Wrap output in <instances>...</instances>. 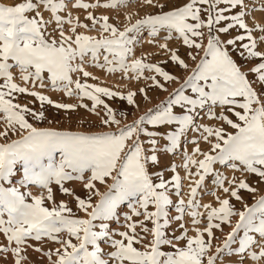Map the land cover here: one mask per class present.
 <instances>
[{"label":"snow or ice","instance_id":"obj_1","mask_svg":"<svg viewBox=\"0 0 264 264\" xmlns=\"http://www.w3.org/2000/svg\"><path fill=\"white\" fill-rule=\"evenodd\" d=\"M137 2L157 11L134 22L129 15L122 29L103 12L130 7V0L0 3V140L4 141L0 143V236L5 240L0 254L14 257L12 264H25L29 249L41 253L48 264H224L223 254L236 257L228 264H264V195L251 205L240 195L241 190L252 195L258 191L247 176L264 181V16L258 24L248 23L249 13L257 10L252 0ZM69 8L83 11L84 20ZM97 11L102 14L97 16ZM260 11L264 13V7ZM145 32L147 43L158 47L166 59L151 62L146 55H135ZM189 61L194 64L190 71ZM169 64L188 72L182 82L167 70ZM88 67L143 82L144 87L123 93L89 83L98 77ZM171 83L179 87L169 93L166 85ZM46 88L79 103L55 102L36 90ZM154 89L169 93L168 98L130 123L126 113H118L107 102L118 98L139 111L137 97L150 100L148 93ZM20 97L33 99L21 103ZM37 101L40 109L45 105L65 112L87 109L107 130L38 127L30 120L42 122L46 116L43 110L29 107ZM205 109V116L222 126H197L199 110ZM189 130L199 131L209 148L202 151L193 139L192 154L186 150L182 154L180 167L190 181L186 201L181 198L177 166L171 167L176 173L171 180L173 193L163 173L154 182L149 165L159 163V139L168 142L164 151L174 153ZM217 164L230 166L244 178L225 177L214 167ZM209 176L224 194L221 198L211 191L218 206L201 204L197 198ZM109 179L107 191L100 192L97 184ZM66 182H80L86 197L76 195ZM53 184L61 194L75 198L84 217L55 200ZM32 186L46 190V195H34ZM173 195L179 213L174 219L182 220L187 212L195 235L184 231L169 238L166 234ZM94 197H99L95 204ZM125 203L130 210L123 213L125 230H113L109 225L120 220ZM202 222L204 227H198ZM222 225L231 231L213 251L214 230L222 231ZM181 240L184 244L178 246ZM45 242L56 247L45 250ZM102 242L109 246L107 251Z\"/></svg>","mask_w":264,"mask_h":264},{"label":"rangeland","instance_id":"obj_2","mask_svg":"<svg viewBox=\"0 0 264 264\" xmlns=\"http://www.w3.org/2000/svg\"><path fill=\"white\" fill-rule=\"evenodd\" d=\"M16 2L17 0H0V3H5L8 5L16 3ZM154 2H164V0H154ZM252 2L256 5L257 10L255 12L249 13L248 23L250 25L260 23L261 17L264 16V13L260 11V8L264 7V5L261 4V0H252ZM130 3H131L130 7L120 8L119 11H116V10L106 11V12H103V14L109 15L111 22L122 29L123 26L126 23H128L127 17L129 15L132 16L133 18L132 22H134L135 19L139 18L140 16L146 15L147 13H150V12L154 13L157 11V9L155 8L143 6L142 3L137 2V0H130ZM169 7H171V5H169ZM69 11H72L73 16H79L81 20H84V17L86 14L83 11H74L71 8H69ZM95 14L99 16L102 13L101 11H97ZM79 31L83 32L84 29H79ZM90 34L96 35L95 32L90 33ZM147 39H148V34L147 32H145L143 34V42L136 46L135 55L137 57L141 55H146L148 56L151 62H160L166 59V56L161 52V50L158 47H155L147 43ZM169 46L175 47L176 45L174 43H170ZM184 51H185L184 49H181L180 51L181 56L184 55ZM237 60H239L242 63V61L238 57H237ZM189 63H190V69H189L190 71L191 67H193L194 64L191 61H189ZM253 63H255V61H253ZM166 67L169 72L180 77L181 82L183 78L186 77V75L188 74V72H186L185 70L180 69L171 64H169V66L167 65ZM87 70L92 72L93 75L98 77V80L96 81L89 80L88 81L89 83L100 84L101 86L108 87L113 91L126 93L129 89L135 90L138 87H144L143 82H138L135 80L129 82L127 80H122L119 74L109 75L105 73L104 71H101L100 69H95L91 67H88ZM249 78L251 79V77ZM17 82H19L18 79H17ZM166 87H168V90L170 93L179 87V83L167 84ZM36 90L42 91L43 94L48 95L49 98L55 102H62V103H69V104L79 103L78 99L75 97L69 98L67 96H64L63 93L53 92L47 88L43 90H40V89H36ZM169 93H165L160 90L154 89V90L149 91L148 93L150 96V100H143L142 97L138 96L137 100L138 102H140L139 111H137L135 108L131 106H128L126 101H121L118 98L107 100V102L118 113L121 111L126 113V116H127L126 122L130 123L134 118L138 117V115L143 114V112L147 108L154 107L156 104H159L161 101L166 100L168 98ZM187 94H191L190 90ZM32 99L33 98L29 97L26 100L24 97H20V102L26 103ZM84 102L89 103L90 105L89 101L85 100ZM29 107L37 109V110H43L45 112L46 119L44 121L35 122V121L30 120V122L34 123L36 126L41 127V128H53L57 130H72V131H81V132H99V131L107 130L100 126L98 118L94 114H91L87 109L80 108L74 112H65L64 110H57L54 107L48 106V105H45L43 109H40V105L38 101L34 103H29ZM206 111L207 109L199 110V116L195 121V124L197 126L199 125H206V126H212V127L222 126L219 121L210 120L208 117H206L205 116ZM216 111L219 112V109L217 108ZM228 130L231 131V129H228ZM12 138H16V137H12ZM193 139L199 141V147L201 148L202 151L208 150L209 145L200 139V132L189 130L186 133L185 137L182 138L181 148L177 149L174 153H167L166 151H164V149L168 146V142L163 139H159L157 152H156L159 163L156 165H151V164L149 165V172L153 174L154 182H158L157 175L159 173H163L164 179L168 183L169 191L173 193L175 192V189L171 183V180H172V177L176 173L172 172L171 167L173 165L177 166V171L182 177L183 187L181 191V198H184L186 201L188 199V193L190 191V188H189L190 181L188 179H184L185 170L180 166L183 163V155H182L183 152L186 150L189 154H192V152L194 151V148L196 145H193L190 142ZM3 142H4L3 140H0V143H3ZM214 167L218 169L220 172H222L223 175L229 179H231L233 176L237 178H244L242 177V174L240 172H234L228 165L217 164ZM192 171H195V169L193 168ZM18 179L19 177L14 178L13 183H17ZM246 179H247V182H249L252 187H256L258 189L255 195L249 194L248 192L244 190H241L240 192V195L243 197V202L251 205L255 201L256 198H258L260 195H264V181H260V178L254 175H249L246 177ZM111 182L112 181L109 179L107 183L104 185L97 184L99 191L102 193L107 191L108 184H110ZM65 186L72 189L75 192V194L80 196L81 198L86 197L87 190L82 188L80 182H66ZM225 186H227V184H225ZM52 188H53L54 198L57 202L64 201L65 203L69 205V207L73 209L74 212H76L78 216L84 217V213L79 212L76 209V202L73 196L61 194V192L59 191V187L55 184L52 185ZM31 191L33 192L34 195H42V194L46 195V190L40 189L36 186H32ZM211 191H216L217 195L221 196V198H224V194L222 193V190L216 188V186L213 183V177L209 176V177H206L204 186L198 190L197 198L199 199L201 204H213V206H218L216 204V198L210 194ZM171 198L173 200V205L169 206V208L167 209L170 213L169 219L171 221V225L166 230V234L169 236V238H171L173 234L179 237L183 234L184 231H187L189 236H193V234L195 235L194 226L192 225L191 218L187 215V212H185L182 220L177 221L174 219L175 216L179 215L175 207L176 203L178 202V198L175 195H173ZM98 200H99V197H94L93 203L95 204L96 202H98ZM231 202L235 204L238 210H243V206L241 203L236 202L234 199ZM149 210H154V209L150 207ZM129 211L130 210L128 208L127 203L122 205L121 206L122 214L120 216V220L118 222H111L109 225L110 228L113 230H125L122 227L124 223L123 213H128ZM200 211L203 212L204 209L201 208ZM140 219H142V217ZM235 221H236V218H233V223H235ZM96 223H99V222H96ZM181 223L185 225L184 229L179 228V225ZM146 224L149 228L152 227L150 222H146ZM198 227L203 228L204 222H202ZM222 229H223L222 231L214 230L216 238L212 241V243H214L215 241L217 243L221 242L223 240L222 238H224V236L227 235V232L231 230V228L228 225H222ZM137 231H139V229H137ZM1 237L2 236H0V241L5 242L4 238L3 237L1 238ZM114 238L119 239L118 236H115ZM205 238L207 239V237ZM148 239H150V237H148ZM34 242L35 241H30V243H32L33 245L37 247L41 246L39 243L37 242L34 243ZM145 243H147V240H145ZM177 243H178V246H183L184 241L182 242L181 240V241H178ZM42 246L44 247L45 250L56 247L55 244H52L50 242L48 243L45 242ZM102 247H104L105 251H107L109 246L102 242ZM137 247H140V245H137ZM163 250L170 251L172 249H169L168 247H164ZM27 256H28V260L25 262V264H48L46 257H43L41 253H37L32 249H29ZM233 257L235 258V256L231 254H223L221 259L225 260L226 262H229V260L233 259ZM13 259L14 257H11L9 254H0V264H12Z\"/></svg>","mask_w":264,"mask_h":264},{"label":"bare ground","instance_id":"obj_3","mask_svg":"<svg viewBox=\"0 0 264 264\" xmlns=\"http://www.w3.org/2000/svg\"><path fill=\"white\" fill-rule=\"evenodd\" d=\"M237 62H238V63H241L239 60H237ZM168 66H169V65H168ZM223 228H224V227H223ZM230 231H231V230H230ZM230 231H228V232H230ZM228 232H227V233H228ZM193 235H194V234H193ZM217 237H218V236H217ZM224 237H225V236H224ZM1 238H2V237H1ZM3 238H4V237H3ZM222 239H224V238H222ZM222 241H223V240H222ZM222 241L219 242V243H217V242L215 241L216 243H215V242L213 243V247H214V249H215L216 246H222ZM3 242H4V241H0V246L3 245ZM182 242H183V241H182ZM34 243H35V242H34ZM47 243H48V242H47ZM46 247H47V246H46ZM233 247H235V245H234ZM214 249H213V251H214ZM234 259H236V257H235V258L233 257V260H234ZM223 261H224V264H228V262H226L225 260H223ZM218 264H219V262H218Z\"/></svg>","mask_w":264,"mask_h":264}]
</instances>
